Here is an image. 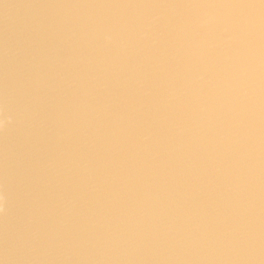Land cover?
<instances>
[{"label": "bare ground", "instance_id": "bare-ground-1", "mask_svg": "<svg viewBox=\"0 0 264 264\" xmlns=\"http://www.w3.org/2000/svg\"><path fill=\"white\" fill-rule=\"evenodd\" d=\"M0 264H264V0H0Z\"/></svg>", "mask_w": 264, "mask_h": 264}]
</instances>
